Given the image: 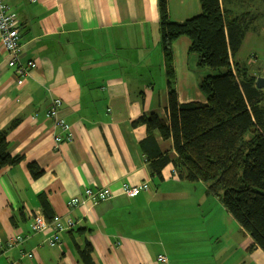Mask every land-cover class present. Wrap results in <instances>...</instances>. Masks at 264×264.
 Here are the masks:
<instances>
[{
  "label": "crops",
  "instance_id": "1",
  "mask_svg": "<svg viewBox=\"0 0 264 264\" xmlns=\"http://www.w3.org/2000/svg\"><path fill=\"white\" fill-rule=\"evenodd\" d=\"M4 1L18 15L22 62L37 66L19 76L0 42V129L18 121L8 132L9 152L23 157L0 171V264H83L77 245L87 239L96 264H160V255L168 264H264V251L229 212H185L190 196L198 195L192 203L201 209L215 197L208 185L180 178L173 163L157 177L140 146L147 127L132 123L153 113L168 118L159 0ZM227 3L253 15L235 57L242 62L245 45L264 44V0ZM168 9L178 23L202 12L200 0H168ZM190 44L186 36L173 44L178 99L206 103L199 84L211 72L198 66ZM257 57L253 52L247 61L256 65ZM55 98L72 126V140L59 146L46 117ZM157 141L177 156L171 141ZM32 163L42 171L38 178ZM144 183L147 191L124 194L125 185ZM87 188H109L114 197L70 210L67 203ZM41 194L50 215L76 221L60 246H48L52 228L32 231L34 217L44 215ZM18 236L23 242L9 247Z\"/></svg>",
  "mask_w": 264,
  "mask_h": 264
},
{
  "label": "trees",
  "instance_id": "2",
  "mask_svg": "<svg viewBox=\"0 0 264 264\" xmlns=\"http://www.w3.org/2000/svg\"><path fill=\"white\" fill-rule=\"evenodd\" d=\"M200 2L201 14L178 23L170 20L168 0H159L168 118L153 113L132 125L147 127L148 135L140 146L154 175L161 177L164 167L173 163L180 178L208 185V194L221 200L255 246L264 251V90L257 88V77L235 61L253 27V15L246 6L245 12L236 13L227 0ZM182 36L190 39L189 51L198 56V66L211 72L199 84L206 103L179 102L173 44ZM17 124L16 120L9 129H0V171L23 159L9 152L8 132ZM158 137L172 142L176 157L160 149ZM29 169L34 178L42 175L35 163ZM40 198L44 216L52 220L45 194ZM93 253L89 239L83 247L77 245L83 264H96Z\"/></svg>",
  "mask_w": 264,
  "mask_h": 264
},
{
  "label": "built area",
  "instance_id": "3",
  "mask_svg": "<svg viewBox=\"0 0 264 264\" xmlns=\"http://www.w3.org/2000/svg\"><path fill=\"white\" fill-rule=\"evenodd\" d=\"M32 1L34 2L36 0ZM0 42L10 55L9 66L14 68L19 76H26L37 66L34 61L27 63L22 62L21 58L23 55V46L20 40V23L18 15L12 11L11 7L4 0H0ZM62 105V99L55 98L52 100L50 107L46 112V117L49 120H52L55 129H58V133L55 135V142L57 146L72 140V126L68 124L60 115ZM123 189L124 194L132 198L139 195L141 191H147L149 186L147 183L137 187L125 185ZM113 197L114 194L109 188L98 190L87 188L82 195L72 198L67 203V206L70 210L86 206L88 204L95 206L100 202L112 200ZM75 226L76 221L69 217L63 218L61 216H54L52 220H48L43 214H37L32 223V231L34 233H42L49 228H52V235L48 239L47 243L49 247L53 248L60 246V236L63 233L73 230ZM22 242V238L18 236L14 240L12 239L8 246L13 247L14 245ZM25 255L29 259L34 258L33 253ZM158 262L160 264H168L169 260L167 256L160 255L158 256Z\"/></svg>",
  "mask_w": 264,
  "mask_h": 264
},
{
  "label": "rangeland",
  "instance_id": "4",
  "mask_svg": "<svg viewBox=\"0 0 264 264\" xmlns=\"http://www.w3.org/2000/svg\"><path fill=\"white\" fill-rule=\"evenodd\" d=\"M253 52L254 53L258 52V57L256 59L257 60L256 65H253L249 61H247L248 57ZM239 58L242 61L240 63L245 65L249 69V71H251L252 73H257L258 77L264 76V66H263V64H264V44L262 46L245 45L239 54ZM251 59L254 60V58H251ZM175 73H176V70H175ZM175 82H176V78H175ZM197 196H190L189 197V200L191 203L186 204V208L189 210H187L185 212H226V209H225L224 205L222 204L221 200L219 198H216V197H213L211 199V201H209V203H207V205H205V207H203L201 209L198 206L199 205L198 202L192 203L197 199ZM191 205L193 206L192 208L190 207Z\"/></svg>",
  "mask_w": 264,
  "mask_h": 264
},
{
  "label": "water",
  "instance_id": "5",
  "mask_svg": "<svg viewBox=\"0 0 264 264\" xmlns=\"http://www.w3.org/2000/svg\"><path fill=\"white\" fill-rule=\"evenodd\" d=\"M256 86L259 89H262V90L264 89V77L257 78Z\"/></svg>",
  "mask_w": 264,
  "mask_h": 264
}]
</instances>
